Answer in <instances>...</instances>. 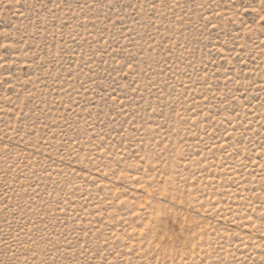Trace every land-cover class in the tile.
Segmentation results:
<instances>
[{
    "label": "rangeland",
    "instance_id": "1",
    "mask_svg": "<svg viewBox=\"0 0 264 264\" xmlns=\"http://www.w3.org/2000/svg\"><path fill=\"white\" fill-rule=\"evenodd\" d=\"M0 264H264V0H0Z\"/></svg>",
    "mask_w": 264,
    "mask_h": 264
}]
</instances>
